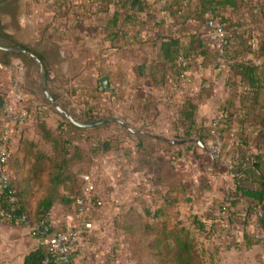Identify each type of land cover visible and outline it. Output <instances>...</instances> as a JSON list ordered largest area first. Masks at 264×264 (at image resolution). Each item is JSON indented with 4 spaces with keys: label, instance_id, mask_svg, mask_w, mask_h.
Segmentation results:
<instances>
[{
    "label": "crops",
    "instance_id": "0c3cea01",
    "mask_svg": "<svg viewBox=\"0 0 264 264\" xmlns=\"http://www.w3.org/2000/svg\"><path fill=\"white\" fill-rule=\"evenodd\" d=\"M72 1V6L70 1L61 5V2L54 0L47 4L48 11L53 16L44 27L46 32L42 42L48 44L52 70L56 75H67L70 60L77 57L78 77L90 75L99 83L103 76L109 77L107 92L116 95L115 100H112L114 103H111L113 104L111 108L120 115L119 117L126 125H132L129 130L133 139H128L132 144L125 148L126 157L132 161L131 169L142 172L144 170L141 169H147V163L138 164L136 167H134V163L141 161L140 155L143 156L152 150L155 155L166 161L168 168H172L171 165L174 167L172 179L163 185V188L169 190L170 193L173 191V193L179 194L182 182H187V177H191L194 179H189V182L193 183L195 180L197 189H203L202 191L208 195L205 198V205L211 202L214 204L219 198L229 199V193L236 190L237 186L231 171L235 168L241 154L243 152L258 153L264 158V57L255 60L261 66L263 73V88L259 98V105L262 109L256 110L246 118L243 115L241 99L233 94L229 82L238 81L239 91L245 90L246 87L241 84L240 77L235 75L228 64L217 65V60L214 58L194 59L190 67L191 81L185 83L180 90L173 89L170 78H166L167 75L175 74L178 67L173 66L175 62L165 60L162 43L174 37L179 39L183 47L189 45L191 36L197 31H200L202 36L207 34V23L194 16L197 0H177L180 4V12H174V14L172 9L169 11V5L161 4L159 0H143L147 2L148 7L142 11L118 5L116 0ZM240 1L244 4V13L239 16L242 17L241 21H244V24H247L248 28L252 30L251 43L255 49L259 38L264 37V18L262 15H256L260 0ZM1 11H4L5 17L8 15L10 18L11 27L19 28L23 11L22 0H0V13ZM224 11L232 20L238 19L233 8L227 6ZM115 13L119 16L118 24L116 27H112L111 23ZM128 15H131V18L127 19ZM209 15L207 14L205 17L208 18ZM252 17L256 20L252 21ZM113 31L117 32L111 34ZM6 34H1V36L4 37ZM12 35L13 33H10L11 37H13ZM72 44H77L78 50H71ZM0 45L11 46L2 42ZM12 46L26 47L18 43ZM87 49L89 57L80 51H87ZM27 50L33 52V49ZM4 52L7 54L14 51L4 50ZM36 55L38 54L36 53ZM251 57L252 55L248 53L247 58ZM4 65L7 67L6 64ZM18 77L20 76L16 78ZM10 85L8 88L7 85L3 87L1 85L0 98L9 96ZM192 95H195L198 102L195 129L200 128L202 124L209 126L204 129L205 131L210 128L216 117L221 114L223 106H231L228 107L227 112H233L234 119L232 124L227 126L225 132L221 160L215 162L213 157L208 154L209 151L200 146L207 152L206 157L211 161V164H205L202 171L212 178L211 182L214 185L212 190L209 186L202 187L196 173L192 175L190 164L188 165V176L184 173L186 166L183 163V152L187 148L186 146L195 142H172L173 140L197 138V134L194 132L190 137H183L187 126L182 125L179 121L182 101L185 97ZM155 97L156 100H152ZM169 98L177 100L174 107L166 103L165 100ZM90 109L88 108V110ZM27 121L18 125L19 130L17 129L16 136ZM243 133L249 138L248 140L251 142L249 145L243 143L241 139ZM16 136L14 144L15 140H18ZM138 141L140 143L137 144ZM206 145H210V141ZM118 148L120 151L121 148ZM108 149L114 152L117 147L110 146ZM194 162L193 167H197L196 169L199 170L197 162L195 160ZM166 170L169 169L162 171L165 176ZM166 177H171V174L169 176L167 174ZM200 180L203 182L202 178ZM250 185L254 188L259 187L257 182H250ZM231 199V209L236 218L234 227L237 228V232L244 231V227H246L242 220L251 223L248 225L251 231L245 232L247 234L242 237L243 242L237 247L234 244V237H226L224 231L218 227L219 224L214 217L216 213L213 211L207 213L205 220L217 222L209 225L213 231L207 233L205 239L209 250L207 264H249L251 261L263 264L262 251L255 244L254 239V228L258 219L257 212L253 213L252 209L248 211L251 200H247L241 192H238L237 197H231ZM184 200L189 204L194 202L191 195H187ZM109 204L113 205V203ZM104 207L99 208V213L95 217V228L87 230L80 236V242L71 254L75 264H122L121 257L125 255L126 237H130L131 233L135 234V232H120L119 229L111 226L114 218L112 215L105 216L107 213L104 215ZM64 212L61 209V214L55 215L53 210L51 213L52 222H55L59 217L61 225L76 221L70 217L73 212ZM6 221L8 220L0 219V264H24L26 254L37 246L38 238L34 235L37 238L34 245L26 243V239L22 238L19 233L21 230L17 227L7 226L4 224ZM30 232L32 233L31 229ZM162 247H164L163 244ZM255 249L261 251L259 255H255L257 259L252 255ZM180 264H183L181 260ZM184 264L187 263L184 261Z\"/></svg>",
    "mask_w": 264,
    "mask_h": 264
},
{
    "label": "rangeland",
    "instance_id": "374dc122",
    "mask_svg": "<svg viewBox=\"0 0 264 264\" xmlns=\"http://www.w3.org/2000/svg\"><path fill=\"white\" fill-rule=\"evenodd\" d=\"M72 2L71 0L70 3ZM48 3L51 2L22 0L23 11L19 28L11 27V20L8 15L5 17L4 11L0 13V42L11 46L18 43L33 49L38 56H42L41 71L38 62L27 54L21 52L6 54L0 50V62L7 65L4 70H0V88L1 85L2 87L7 85L8 88L13 80L20 76L18 78L21 79L30 97L28 121L18 131L16 136L18 140H15L14 144L15 152L11 163L14 174L20 170L24 177L32 175L35 159L40 158L41 154L54 156L57 148L55 139H58L62 145L61 147L58 145L59 148L68 147L67 158L70 159L68 172L71 174L67 186L60 185L57 188L59 196L70 197L72 193L74 194V191L78 189L80 176L84 173H92L97 166L99 171V173L97 172V192L104 199L105 204L107 202L106 206L105 204L102 206H105L104 215L107 213L105 216H113L114 220H112L111 226L119 229L120 232H135V234L131 233L130 237H126L125 255L121 257L122 264H180L174 240H160L161 234L170 231H176L182 235L189 234L195 247L196 257L194 261L187 264H207L209 250L205 239L207 233L212 231L209 225L217 222L207 221L205 216L213 211L216 213L214 214L215 219L219 220L218 211L220 206L225 203V199L219 198L214 204L211 202L212 204L205 205V198L208 195L202 191L203 189H197L195 180L193 181L194 185L189 182V179H194L191 177H187V182H182V187L178 191L179 194H175L173 191L170 193L169 190L163 188V185L172 179L174 167L171 165L172 168H168L166 161L155 155L152 150L143 156L140 155L141 161L134 163V167L141 163H147V169H141L144 170L143 172L131 169L130 163L132 161L126 157L125 150L127 145L132 144L130 140L133 137L130 136L129 130L132 127L131 124L125 127L118 122H108L101 126L98 125V127H78L59 113L47 99L43 85L46 86L55 100L79 121H97L106 117L120 116L111 108L113 106L111 103L114 102L109 98L111 93H106L109 88L104 91L101 81L99 83L90 75L78 77L77 57L70 60L67 75H56L55 71L52 70L48 44L42 42L46 32L44 27L47 26L49 19L53 16L48 11ZM75 26H77L76 23ZM3 32L8 35L1 36L4 34ZM10 33H13V37L10 36ZM77 46V44H72L70 48L71 50H78ZM80 51L89 57L88 49L87 51ZM1 93L2 91H0V96ZM174 99L169 98L165 101L169 103V106L174 107L177 103V100ZM152 100H156V97ZM88 108L92 109L88 110ZM70 123L76 128L70 126ZM206 127L209 126L202 124L200 129L203 130ZM47 129L50 131L49 135ZM129 138L130 140H128ZM64 140L70 142L66 144ZM110 146L117 147V150L114 152L109 150ZM118 147L121 148L120 151ZM186 147L183 152V163L186 166L185 175L188 176V165L190 164L192 175L196 173L198 180L203 185L202 187L207 188L209 186L212 190L214 187L211 182L212 178H209L206 172L202 171L205 164H211V161L206 157L207 152L196 143ZM96 148L101 151L97 153ZM208 151L215 162L221 160V156L212 153L210 146ZM194 160L197 162L199 170L196 169L197 167H193ZM165 169H169L166 170V176L171 174V177L167 178L162 173ZM35 184L36 182H34ZM42 186L32 188L34 196L31 200L30 216L33 223L36 222L34 219L38 197L45 192ZM187 195L194 198L192 204L186 203L184 200ZM109 203H113V205ZM62 205L64 204L57 203L54 207L55 215L61 214V209L68 213ZM211 205H213V209ZM98 211L99 209L94 212V218L99 213ZM231 211L234 213L232 209ZM59 219L53 222L57 227L61 225ZM242 221L243 225L246 224L244 231L237 232V228L234 227L231 234L228 235L224 232L226 237H234V244L237 247L243 242L242 237L247 234L245 232L251 231L248 226L251 223H247L246 220ZM4 224L20 229L21 232L19 231V233L22 238L26 239V243L34 245L37 238L30 232L34 224H13L9 221L4 222ZM162 244L164 247L161 248ZM258 247L262 251L259 245ZM260 252L258 249L252 252L255 259ZM249 264H258V262L251 261Z\"/></svg>",
    "mask_w": 264,
    "mask_h": 264
},
{
    "label": "trees",
    "instance_id": "16d2710c",
    "mask_svg": "<svg viewBox=\"0 0 264 264\" xmlns=\"http://www.w3.org/2000/svg\"><path fill=\"white\" fill-rule=\"evenodd\" d=\"M86 1L94 2L95 0ZM116 1L118 2V5L136 10L138 9L140 11L148 7L147 2L143 0ZM170 2L172 3L170 4ZM64 3L65 2H61V5ZM70 4L72 6L73 2ZM166 5H169L168 9L169 11L172 9L173 14L174 12H180L179 1L170 0L166 3ZM227 6L233 8L239 20L237 19L236 21H234L224 13V10ZM258 6L259 9L257 10L256 15H262V17L264 18V0H260L258 2ZM243 8L244 4L240 0H197V8L194 16L207 23V34L211 30L208 24L209 21L218 20L224 25L226 36L224 43V52L221 58L219 57L218 53L212 48L213 39L208 37L207 34L206 36H202L200 31L194 33L191 36L189 45L183 47L181 46L179 39L171 37L169 40L162 43V52L165 56L166 61L175 62L173 63V66L176 65V67H178L175 74L166 76V78L170 79L180 74L182 68L179 66V60L182 57L189 61V69L192 65L193 60L201 57H203L204 59L214 58L217 60V65H219L220 63L228 64L230 66V69L235 72V75L240 77L241 84L246 87L245 90L239 91L238 81L232 80L231 82H229V87H231L233 94L237 95L241 99L243 115L247 118L251 113L255 112L258 109H262V107L259 105V98L261 89L263 88V73L261 70V66L258 65L255 60L264 57V37L259 38L257 47L253 49L251 43V40L253 39L252 30L248 28L249 26L247 24H244V21H241L242 17L239 16L241 13H244ZM207 14H210L208 18L205 17ZM113 18L114 19L112 20L111 24L112 27H116L118 24L117 22L119 16L115 13ZM128 18H131V15H128L127 19ZM253 20H256V18L252 17V21ZM115 32L117 31H113L111 32V34H115ZM25 48L29 49L28 47ZM248 53L252 55L251 58H247ZM39 57L40 59H42V56ZM182 103L183 106L180 110L181 118L179 119V121H181L182 125L187 126V130H185V135L183 137H190L194 132L197 134V138L199 140L207 144L209 141H211L212 138V125L206 131L200 128L195 129V116L198 109V102L195 95L185 97ZM228 107L231 106H223V108L221 109L223 119L220 122L218 128V132L223 142L225 140V132L227 130V126L231 125L234 119L233 112H227ZM69 125L76 128V126H73L71 123ZM43 128H45L44 125ZM47 132L49 135L50 131L48 129ZM244 134L245 133H243L241 139L245 145H249V143L251 142L248 140L249 138ZM55 141L57 143L55 155L47 156L41 154L40 158L37 157V159H35L32 175H27L24 177L21 175L22 172L20 170L16 171V173L14 174L11 164L13 183L16 192L14 195L0 193V219H6L13 224L18 222L25 224H38L42 221L54 224L51 220V213L57 203L64 204L62 206H64V209H66L68 213L74 211V202L76 200V197L82 192V175L80 176L78 189L74 191V194L72 193L70 197H67L65 195L59 196L57 188L60 185L67 186V182L71 178V174L68 172L70 159L67 158L69 154L68 147L59 148L58 145L60 147L62 145L59 143L58 139H55ZM69 142L70 141H65L66 144H68ZM96 151L98 153L101 150L99 148H96ZM231 172L237 186L236 190H232L229 193V199H227L229 202L230 211V201H232L231 197H237L238 192H241V194L247 200H251L248 211L252 209L251 211H254L253 213H255L259 208L263 211V215L258 217L257 221L260 223L261 227L264 228L263 156L258 153L247 154L246 152H243L239 157V161L235 165V168H233ZM34 182H36L35 185ZM250 182H257L259 184V187L254 188L250 185ZM41 185H43L42 187H44L43 189H45V192L43 193V195L38 197V201L36 203V216L34 219L36 222L33 223L30 216V209L32 204L31 200L32 196H34L32 193V188L40 187ZM221 207L222 205L220 206V209ZM218 219L220 220V216ZM235 219L236 218L234 217V213L231 211L232 228L227 232L224 231L226 234H231V230L234 228ZM219 220H217L219 224L218 227L221 229ZM211 230L213 231V228ZM46 234V232L38 231V234L36 235V237L38 238V244L32 251L26 254L24 258V264H44V260L46 259L48 253L45 246L41 244V241L43 238H45ZM160 238V240H174L178 251L179 261L181 260L183 262L185 261V263H191L195 260V247L192 244L193 242L188 233L182 235L179 232L170 231L169 233L161 234Z\"/></svg>",
    "mask_w": 264,
    "mask_h": 264
},
{
    "label": "built area",
    "instance_id": "2783aa9c",
    "mask_svg": "<svg viewBox=\"0 0 264 264\" xmlns=\"http://www.w3.org/2000/svg\"><path fill=\"white\" fill-rule=\"evenodd\" d=\"M54 2V0H44ZM56 1V0H55ZM67 2L71 0H57ZM170 0H159L161 4H166ZM211 30L207 34L213 39L212 48L218 53L219 57L223 55L226 31L224 25L218 20L209 21ZM179 66L182 68L179 75L172 77V87L175 90H180L187 82L191 81L189 69V61L185 58H180ZM5 65L0 62V70H4ZM107 92V91H106ZM7 95V94H6ZM111 100H115V94H109ZM30 97L26 88L23 86L19 78H15L10 85V92L7 98H0V193L8 195L15 194L13 183L11 161L14 156V139L18 129V125L25 123L29 117ZM223 116L219 114L212 124V138L210 141V149L216 156H221L224 149V143L218 132L220 122ZM98 167L92 173L82 174V192L76 197L74 202V211L71 219L72 223L66 222L63 225L56 226L52 223L42 221L34 224L31 227L33 235H37L38 231L46 232L45 238L42 239L43 244L48 253L44 264H75L71 254L80 242V236L95 228L96 219L94 212L101 208L104 204L102 198L97 192ZM221 229L225 232L232 228L231 211L229 202L225 199V203L219 211ZM263 215V211L259 208L257 216ZM254 239L262 249V260L264 264V230L257 221L254 228Z\"/></svg>",
    "mask_w": 264,
    "mask_h": 264
},
{
    "label": "water",
    "instance_id": "95a60500",
    "mask_svg": "<svg viewBox=\"0 0 264 264\" xmlns=\"http://www.w3.org/2000/svg\"><path fill=\"white\" fill-rule=\"evenodd\" d=\"M0 49H4V50H8V51H14V52H21V53H25L28 56H30L31 58L35 59V61L38 62V64L40 65V69L42 71V60L39 58L38 55H36L35 53H33L30 50H27L23 47H7V46H2L0 45ZM109 77L108 76H103L101 78V84H102V88L104 90H107L109 88ZM43 91L47 97V99L50 101V103L56 108V110L61 113L65 118H67L71 123H73L74 125L78 126V127H83V128H90V127H94V126H98V125H102L108 122H118L121 125L128 127L124 121L119 118V117H106L104 119H100L97 121H79L77 119H75L67 110H65L56 100L55 98L51 95V93L47 90L46 86L43 85ZM173 143H185V142H195L198 145H200L202 148L206 149L208 151L207 145L205 143H203L201 140L197 139V138H187V139H181V140H173Z\"/></svg>",
    "mask_w": 264,
    "mask_h": 264
},
{
    "label": "flooded vegetation",
    "instance_id": "af4514ba",
    "mask_svg": "<svg viewBox=\"0 0 264 264\" xmlns=\"http://www.w3.org/2000/svg\"><path fill=\"white\" fill-rule=\"evenodd\" d=\"M3 46V45H2ZM7 47H11V46H7ZM0 50H2V49H0ZM3 51H4V49H3ZM33 53H35V51L33 50ZM36 54V53H35Z\"/></svg>",
    "mask_w": 264,
    "mask_h": 264
}]
</instances>
